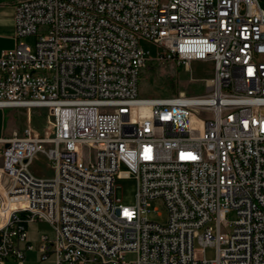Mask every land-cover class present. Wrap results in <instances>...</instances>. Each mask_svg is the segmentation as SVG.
Listing matches in <instances>:
<instances>
[{"label":"built area","instance_id":"obj_1","mask_svg":"<svg viewBox=\"0 0 264 264\" xmlns=\"http://www.w3.org/2000/svg\"><path fill=\"white\" fill-rule=\"evenodd\" d=\"M12 5L0 109H42L47 123L0 137V264H26L37 220L55 238L40 237L35 264H264V0ZM28 36L32 47L17 42ZM207 61L205 93L139 97L149 63ZM39 152L51 178L28 171ZM123 179L133 205L117 197ZM155 199L164 224L144 217Z\"/></svg>","mask_w":264,"mask_h":264},{"label":"rangeland","instance_id":"obj_2","mask_svg":"<svg viewBox=\"0 0 264 264\" xmlns=\"http://www.w3.org/2000/svg\"><path fill=\"white\" fill-rule=\"evenodd\" d=\"M262 5V1H261ZM17 42L25 43L32 47L35 38L33 36L18 38ZM14 42L0 41V47H11ZM12 46V47H13ZM140 46L148 51L152 57L156 54V47L148 42H140ZM213 65L211 62H191L187 69L174 62H151L143 70L139 82V97L142 98H168L178 96L181 92L187 96H197L205 93V81L212 77ZM31 116L30 126L43 132L46 127V112L40 109H32L29 111ZM27 110H1L0 109V128L4 122L14 125L15 127L23 128L28 124L26 121ZM36 132V131H35ZM36 159L31 160L28 165V171L36 178L48 179L53 176V171L50 168L47 158L43 152L35 154ZM34 158V157H33ZM116 185L117 197L123 204L133 205L135 203V184L133 180L123 179L117 180ZM147 220L164 224L167 217V210L162 201L155 199L149 201L144 216ZM232 219L233 216H230ZM25 231L27 242L33 246V250L26 252L25 258L27 264H35L38 260L37 247L39 239L46 236L52 241L55 234L52 228L44 221H35L25 223ZM195 248H201L198 243H195ZM198 254V253H197ZM206 260H212L215 256V248L212 245L204 247V254H201ZM200 256V255H199ZM126 260H131L132 256H127ZM6 264H15L12 259H8ZM42 264H52L49 260Z\"/></svg>","mask_w":264,"mask_h":264},{"label":"crops","instance_id":"obj_3","mask_svg":"<svg viewBox=\"0 0 264 264\" xmlns=\"http://www.w3.org/2000/svg\"><path fill=\"white\" fill-rule=\"evenodd\" d=\"M13 0H0V41H8L10 43L14 42L13 38V33H14V23H13V18H14V10H13ZM13 46V44H12ZM9 47H0V52L3 50L11 49ZM1 110H16L12 108H6V109H1ZM42 111V109H40ZM26 121L28 124L24 126L23 128L15 127L12 124H9L8 122H4L3 125L0 128V137L2 136H10L13 132H20L26 127H30L32 130L41 133L38 131V129H34V127L30 126L31 124V116L30 112L27 113ZM37 156L35 155L34 159H36ZM27 252V251H26ZM25 252V254H26ZM7 262V261H6ZM5 262V264H6ZM12 262L13 259H12ZM15 263V262H14ZM28 262L26 261V264Z\"/></svg>","mask_w":264,"mask_h":264},{"label":"bare ground","instance_id":"obj_4","mask_svg":"<svg viewBox=\"0 0 264 264\" xmlns=\"http://www.w3.org/2000/svg\"><path fill=\"white\" fill-rule=\"evenodd\" d=\"M180 94L183 95L182 92ZM147 112H148V109L147 108H145V109L142 110V114H144V115L147 114ZM191 126L192 127L198 126V122H197V120L195 118H192L191 119ZM9 184H10V178H8L7 176H5L0 171V191L1 192H4L8 188Z\"/></svg>","mask_w":264,"mask_h":264}]
</instances>
